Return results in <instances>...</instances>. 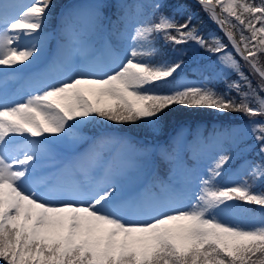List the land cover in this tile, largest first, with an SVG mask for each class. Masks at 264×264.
Segmentation results:
<instances>
[{
	"label": "snow or ice",
	"instance_id": "snow-or-ice-1",
	"mask_svg": "<svg viewBox=\"0 0 264 264\" xmlns=\"http://www.w3.org/2000/svg\"><path fill=\"white\" fill-rule=\"evenodd\" d=\"M196 3L228 44L201 36L193 15L181 23L163 14L160 2L99 0L87 14L67 13L51 37L56 51L49 71L63 79L13 102L8 79L0 78V264H264V216L249 227L226 220L247 211L229 201L258 205L264 213V191H256L257 182H264V0ZM52 7L53 0H0V66L21 65L12 71H23L35 61L49 39ZM106 9H114L111 16ZM99 35L103 39L95 40ZM157 37L174 46L193 42L216 55L222 69L238 77L227 85L237 96L179 82L156 92L185 66L182 57L152 62ZM123 40L130 43L122 55ZM194 71L210 79L213 69ZM251 77L259 78L255 87ZM172 105L248 117L260 156L248 165L251 180L220 185L233 159L222 154L198 177V191L189 198L192 169L181 159L185 141L178 136L162 152L172 165L167 177L131 191L142 169L110 147L127 139L84 134L98 120L155 128ZM86 141L83 151L56 163L55 145L75 148Z\"/></svg>",
	"mask_w": 264,
	"mask_h": 264
},
{
	"label": "trees",
	"instance_id": "trees-1",
	"mask_svg": "<svg viewBox=\"0 0 264 264\" xmlns=\"http://www.w3.org/2000/svg\"><path fill=\"white\" fill-rule=\"evenodd\" d=\"M61 1L62 0H58L57 3ZM147 1L150 0H141L144 4H146ZM170 1L173 3V0ZM94 2H99V0H75L71 3V12H75V10L81 11L85 8L84 6L91 5V3ZM128 2H131V0H128ZM171 3L169 2V4L164 6L165 12L171 13L173 11L174 6ZM150 4L151 2L147 5ZM168 7H170V9H168ZM111 11L113 12L114 9H111ZM184 16L185 13L183 12L181 19L179 16L176 18L178 21H182ZM112 19H115V17L112 16ZM192 24L198 28L199 32L204 31L203 37L206 40H210L211 36L214 35L220 37L225 44H228L221 32L211 26L206 17L204 18L203 16H200L199 18L194 19ZM154 47L158 50L161 47V42L155 39ZM237 58L239 59V57ZM217 60L218 58L215 55V57L208 62L188 66L185 69V72L188 75L200 76V79H202L205 85L215 88L218 92H223L231 97H236L237 93L235 91L229 92L227 85L232 81L237 80L238 77L230 71L223 70ZM152 62L154 63V61ZM240 63L244 65L242 60ZM204 66L213 69L210 79H205L204 76L194 71V69ZM244 71L246 74L249 73V69L246 65H244ZM251 79L253 86L255 87L259 78L251 77ZM173 82L175 81L170 80V84L166 86L167 88L157 87L155 88V91L162 93L171 91L173 89L171 88ZM261 95H264V93H261ZM179 126L187 128L188 141L192 145L190 148H197L202 154L213 152L215 155H222L224 151H228L229 149L235 150V148L239 147L237 143L239 140L246 137L245 132L250 130L251 123L249 118L241 113H221L207 107L172 105L170 110H166L162 122L155 128L148 127L142 122H136L134 124H116L113 122L102 121L99 126L94 125L92 134L98 136L101 133H107L120 137L118 133H121V135L128 141L126 145H122L123 147L129 146L131 149L144 152L149 151V146L159 145L161 152H163L164 150L170 149L172 146L171 136L177 132ZM125 134H130L132 137ZM235 142L237 145L234 148L233 143ZM250 142L255 143L253 147L255 153H249L248 156L252 158L253 162H259V145L254 138ZM161 152L158 153L160 158L162 157ZM247 178L248 180H251L249 175H247ZM257 184H259L262 191H264V182H257ZM239 207L241 208V206ZM243 209H247L246 212H243V219L245 221L256 222L259 218L264 216V213H262L260 209L254 207Z\"/></svg>",
	"mask_w": 264,
	"mask_h": 264
},
{
	"label": "rangeland",
	"instance_id": "rangeland-1",
	"mask_svg": "<svg viewBox=\"0 0 264 264\" xmlns=\"http://www.w3.org/2000/svg\"><path fill=\"white\" fill-rule=\"evenodd\" d=\"M22 3H28L29 0H21ZM70 5L66 6V8H64L62 11H61V16L59 17V19L57 20V23H61L62 21V18L67 14L69 13V7ZM151 13V10L147 11L146 12V15H145V19L147 18V15ZM48 22L46 24V26H48ZM45 26V28H46ZM51 28H47L45 29V32L48 34V37L49 39L45 40L44 42L41 43L40 47H41V51L39 53V55L36 57L35 61H33L31 64H29V66L33 65V64H38L44 60H46L51 54H55V51H56V45L54 44L55 41H50L51 40V37H52V34H51ZM25 43H27V41H24ZM129 41L128 40H124V42L122 43V47H121V54L123 55L124 54V49H126L129 45ZM55 46V48H54ZM191 46L195 49L193 51L194 55L190 56V57H194V58H202L203 55L205 54V50H203L202 48H199L195 43H191ZM179 52V51H178ZM26 64L28 62H25ZM19 67V65H17ZM53 73V72H52ZM47 76H50L51 78L50 79H44V83L43 85H39V86H36L30 93H28L27 95L29 94H32L34 92L35 89L37 88H41L43 87L44 85H47V84H52V83H55L57 80L59 79H63V77L61 75H51L48 73ZM181 84H196V85H201L202 83L200 81H194V80H186L184 81L183 83ZM22 102V101H20ZM185 135H186V132L183 130L178 136L179 137H182L183 140L185 138ZM177 136V137H178ZM245 136L248 137V138H252L253 135L250 133V131L248 132H245ZM176 137V138H177ZM250 140L249 139H241L238 141V144H244V143H247V147L244 146L243 148L245 149L246 148H249V147H252V145H249V142ZM243 142V143H241ZM234 144V148L236 147V142L233 143ZM65 146H67V149L68 148H72V146L68 145V144H65ZM242 146V145H241ZM243 148H238V153L244 151ZM239 157V155H238ZM192 158L194 159H191V166H189L188 168L192 169V172H193V179H197V181L199 182V179L198 177H203V176H206L207 175V169L208 167L211 165V163L213 162V160L215 159V156H211V159L210 161H208L207 159H200V158H197L195 156L192 155ZM183 161V160H182ZM194 162V163H192ZM251 161L250 160H238L237 162H235V166L234 164H232L231 166H225V169H224V172L222 174L226 176L225 177H220V181L218 183H220V185H223V186H232L233 184L235 183H238L242 180H245V178L243 177V175L248 172V165ZM183 163L186 165V163L183 161ZM188 165V164H187ZM234 166V167H233ZM231 167V168H230ZM199 186V184H198ZM198 186H196V189L195 191L193 192V195L198 191ZM187 203L181 207H184L186 206ZM226 220L228 223L230 224H239L243 227H249L253 224V222L251 221L250 222H246V223H239V215L236 214V215H230L228 217H226Z\"/></svg>",
	"mask_w": 264,
	"mask_h": 264
},
{
	"label": "water",
	"instance_id": "water-1",
	"mask_svg": "<svg viewBox=\"0 0 264 264\" xmlns=\"http://www.w3.org/2000/svg\"><path fill=\"white\" fill-rule=\"evenodd\" d=\"M222 31V30H221ZM223 32V31H222ZM224 33V32H223Z\"/></svg>",
	"mask_w": 264,
	"mask_h": 264
}]
</instances>
